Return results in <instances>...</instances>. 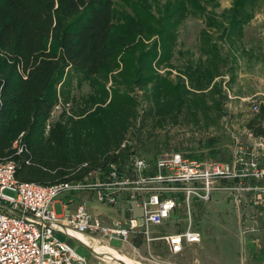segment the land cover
I'll return each mask as SVG.
<instances>
[{
	"label": "trees",
	"instance_id": "1",
	"mask_svg": "<svg viewBox=\"0 0 264 264\" xmlns=\"http://www.w3.org/2000/svg\"><path fill=\"white\" fill-rule=\"evenodd\" d=\"M260 1L217 12V0H0V162L14 160L21 182L81 181L150 152L154 131L218 127L222 83ZM188 17L204 23L196 58L177 48ZM245 128L264 137V105ZM20 134L27 152L16 155Z\"/></svg>",
	"mask_w": 264,
	"mask_h": 264
},
{
	"label": "built area",
	"instance_id": "2",
	"mask_svg": "<svg viewBox=\"0 0 264 264\" xmlns=\"http://www.w3.org/2000/svg\"><path fill=\"white\" fill-rule=\"evenodd\" d=\"M251 108L258 112L256 101ZM249 135L246 145L235 138L228 162L205 163L171 151L159 155L151 169L132 152L124 161L92 171L81 181L53 185L21 182L15 176L14 160L0 162V264H88L75 253L81 241L73 234L103 245L118 241L121 248L116 251L122 253L128 246L136 255L139 250L134 242L162 240L171 254H178L184 243L200 242L201 234L189 226L182 233L153 237L152 229L171 217L180 200L189 211L192 201L206 202L214 192L241 190L264 206V137ZM21 139L22 134L13 142L16 155L27 152ZM126 144L129 141L121 147ZM82 195L115 209L116 215L93 213L87 199L75 202L74 197ZM125 200L128 204L122 208ZM57 202L61 214L53 209ZM131 205L139 209V217ZM57 233L67 241H60ZM153 264L172 263L159 260Z\"/></svg>",
	"mask_w": 264,
	"mask_h": 264
},
{
	"label": "rangeland",
	"instance_id": "3",
	"mask_svg": "<svg viewBox=\"0 0 264 264\" xmlns=\"http://www.w3.org/2000/svg\"><path fill=\"white\" fill-rule=\"evenodd\" d=\"M159 1L163 3L166 0ZM217 1V12L232 4V0ZM203 26L201 19L188 17L178 29L177 48L189 50L195 58L198 57L199 32ZM243 33L246 52L244 54L241 49L236 52L234 76L232 79H229V75L224 77L222 87L227 96L223 105L225 115L218 127L204 130L167 126L164 130L154 131L148 143H154L156 146H151L148 153L140 150L135 152L151 169L159 155L174 151L175 148L184 156L190 153L200 156L202 159L199 161L205 163L228 162L235 138L243 145L250 142V132L245 128V123L254 116L251 103L256 101L259 108L264 105V0L259 2L254 17L245 25ZM180 61L181 59L178 63ZM174 75L173 72L172 77ZM89 92L90 89L86 85L73 91L76 97ZM60 112L61 109L56 110L52 121L58 119ZM211 138L216 140V153L206 146ZM88 206L91 209H106L94 200ZM131 206L134 215L139 217L140 211L134 205ZM53 209L57 214L62 213L59 202L53 205ZM189 226L201 234V240L198 243H184L178 254H171L162 240L150 243L134 242L139 255L134 254L128 246L123 247L122 254L128 262L137 264H153L159 260L172 264H264V206L253 198L252 194L247 195L241 190L214 192L206 202L192 201L189 211L180 200L171 217L152 229V236L182 233ZM56 237L60 241H67V237L62 234L57 233ZM109 245L116 249L121 248L118 241H110ZM74 251L88 264H115L114 261L106 262L95 258L89 249L80 243L74 247Z\"/></svg>",
	"mask_w": 264,
	"mask_h": 264
},
{
	"label": "bare ground",
	"instance_id": "4",
	"mask_svg": "<svg viewBox=\"0 0 264 264\" xmlns=\"http://www.w3.org/2000/svg\"><path fill=\"white\" fill-rule=\"evenodd\" d=\"M74 237L84 244L88 245L90 248H92L97 254H99V257L101 260L106 261V262H111L114 261L115 264H137L134 262H128L126 258L124 257V254L116 251L114 248L108 246V245H103V244H98V243H93L89 239H87L84 235L80 234H73ZM127 256V255H125Z\"/></svg>",
	"mask_w": 264,
	"mask_h": 264
},
{
	"label": "crops",
	"instance_id": "5",
	"mask_svg": "<svg viewBox=\"0 0 264 264\" xmlns=\"http://www.w3.org/2000/svg\"><path fill=\"white\" fill-rule=\"evenodd\" d=\"M83 199H87L88 200V203H87V205L90 203V202H92L93 201V199H92V197L91 196H88V195H82L80 198H78V199H75V202H79V201H82ZM64 201L66 200V198L65 199H63ZM127 204H128V202H126V200L123 202V203H121V207L122 208H125L126 206H127ZM89 207V206H88ZM93 213H102V215H107V216H109V217H113V216H115L116 215V211H115V209H111V208H106V209H104V210H102V209H98L97 207H93L92 209L91 208H89ZM139 210V209H138ZM108 246H110L109 244H108ZM111 247V246H110ZM113 248V247H112ZM114 249H116V248H114ZM127 257V256H126ZM96 258V257H95Z\"/></svg>",
	"mask_w": 264,
	"mask_h": 264
},
{
	"label": "water",
	"instance_id": "6",
	"mask_svg": "<svg viewBox=\"0 0 264 264\" xmlns=\"http://www.w3.org/2000/svg\"><path fill=\"white\" fill-rule=\"evenodd\" d=\"M78 243L82 244V245L85 246L87 249H89V251H90L93 255L99 257V254H97L94 250H92L91 248H89L88 246H86L85 244H83V243H81V242H78ZM99 258H100V257H99Z\"/></svg>",
	"mask_w": 264,
	"mask_h": 264
}]
</instances>
